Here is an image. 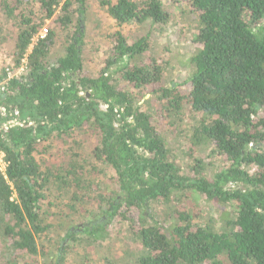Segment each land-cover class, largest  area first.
<instances>
[{
    "label": "trees",
    "instance_id": "16d2710c",
    "mask_svg": "<svg viewBox=\"0 0 264 264\" xmlns=\"http://www.w3.org/2000/svg\"><path fill=\"white\" fill-rule=\"evenodd\" d=\"M97 2L0 0V264H264V0Z\"/></svg>",
    "mask_w": 264,
    "mask_h": 264
},
{
    "label": "rangeland",
    "instance_id": "374dc122",
    "mask_svg": "<svg viewBox=\"0 0 264 264\" xmlns=\"http://www.w3.org/2000/svg\"><path fill=\"white\" fill-rule=\"evenodd\" d=\"M97 1L98 0H92L91 6H90V8L88 10V15L90 17V20H92L91 21L92 23H93V21L98 23L104 17L103 14L101 13V9H100L99 5L97 4L98 3ZM169 11L170 12H174V9L170 8ZM174 15H176V14H174ZM178 22H180V21H178ZM105 23L106 22H102L103 25H105ZM107 29H108V33H110V34L113 32V30H115V28L111 27V23L109 24L108 21H107ZM166 29H167V32H168V39H163V40L159 39V41H158L159 44L157 45L159 47V51L161 52L160 55L162 56L163 59L167 58L168 56L173 57L172 60H171L172 66L176 65L177 64L176 62H178V63L180 62L181 65H184L183 64V60H185V58H187L189 56L187 54V52L189 50H190V52H192V49L187 48V45L182 40L179 41V42L176 41L182 35V33H181L182 27L180 26L179 28L174 29L172 25L168 24ZM132 31L133 30L126 29L124 31V33L132 34ZM101 32L104 33V34L102 36H98V35H95L93 33V31H91V29L89 28V30H88V32L86 34L87 35V40L85 41V43H86V46H85V51L86 52L85 53L86 54H85V58H84L85 61H86V65H85V69L86 70L87 69H91L92 67H95L96 64L98 65L97 68H99V65L101 63V59L103 57L102 55L103 54L105 55L106 51L108 50V48L110 46L109 44H111L110 39H109L110 34L107 35V33L105 32L104 29H102ZM143 33H145V31H139V34L142 35ZM5 44L8 46L7 43H5ZM2 46H5V45H2ZM96 46H98L97 49H96ZM162 46H170V47H168V50H165V53H162V51H161V49H163V48H161ZM91 47H93L92 49L99 50V52L96 53V52H94L95 51L94 50L93 52L90 53L89 50H90ZM58 48H57V50L60 51ZM150 49L152 50V48H150ZM155 53L157 54V52H155ZM166 54H168V55H166ZM168 58H170V57H168ZM36 158H38L37 155H36ZM203 200H204L203 198H199L198 199V203L201 206L204 203ZM208 205L209 204L207 203V206ZM208 208L210 209L209 206H208ZM115 248H116L115 250H117V247H115ZM87 252H89V250L85 249V250L82 251V254L83 255L87 254ZM93 257L94 258H98L99 254L98 253H94Z\"/></svg>",
    "mask_w": 264,
    "mask_h": 264
},
{
    "label": "built area",
    "instance_id": "2783aa9c",
    "mask_svg": "<svg viewBox=\"0 0 264 264\" xmlns=\"http://www.w3.org/2000/svg\"><path fill=\"white\" fill-rule=\"evenodd\" d=\"M47 26H43L31 39V44L25 51V54L16 62L14 55L5 47L0 46V96L6 93L8 85L12 80L24 76L28 68V55L33 45L47 36ZM4 155L0 152V171L5 172L6 163Z\"/></svg>",
    "mask_w": 264,
    "mask_h": 264
}]
</instances>
